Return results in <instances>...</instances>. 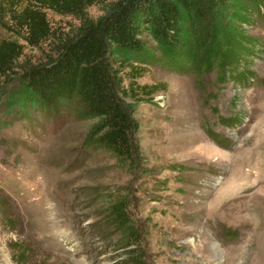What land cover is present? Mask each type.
<instances>
[{
  "label": "rangeland",
  "instance_id": "374dc122",
  "mask_svg": "<svg viewBox=\"0 0 264 264\" xmlns=\"http://www.w3.org/2000/svg\"><path fill=\"white\" fill-rule=\"evenodd\" d=\"M30 2L0 0V40L23 46L15 74L0 78V264H264V17L245 29L261 47L227 73L215 53L196 68L144 35L152 63L137 65L135 84L149 96L129 88L131 59L112 55L113 69L124 63L118 98L138 123L136 151L121 160L88 138L97 119L75 102L50 111L18 93L40 54L7 30V13ZM44 14L57 35H74L77 20ZM119 200L132 243L112 221Z\"/></svg>",
  "mask_w": 264,
  "mask_h": 264
},
{
  "label": "trees",
  "instance_id": "16d2710c",
  "mask_svg": "<svg viewBox=\"0 0 264 264\" xmlns=\"http://www.w3.org/2000/svg\"><path fill=\"white\" fill-rule=\"evenodd\" d=\"M100 2L31 0L19 12L8 10L6 28L40 54L21 70L18 93L50 111L75 102L82 114L97 119L88 138L121 160H129L136 151L133 137L138 123L118 98L116 76L124 63L113 69V54L131 59L126 65L129 88L149 96L156 92L153 87L135 84L143 70L137 65L152 63L144 35L163 56L174 54L196 68L200 63L205 69L210 67L209 55L215 53L223 73L228 67L247 65L261 47L245 29L264 17V0H114L102 15L88 18L86 9ZM45 10L77 20L74 35H57ZM185 43L187 50H183ZM22 53L23 46L16 39L0 40V78L15 74ZM124 210V202H116L111 207L112 221L126 226V243H132L138 235Z\"/></svg>",
  "mask_w": 264,
  "mask_h": 264
}]
</instances>
